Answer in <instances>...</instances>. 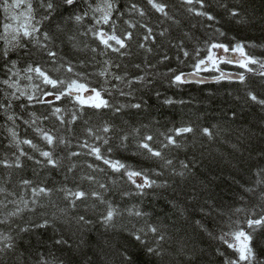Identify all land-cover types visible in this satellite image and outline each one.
<instances>
[{"label": "snow or ice", "instance_id": "obj_1", "mask_svg": "<svg viewBox=\"0 0 264 264\" xmlns=\"http://www.w3.org/2000/svg\"><path fill=\"white\" fill-rule=\"evenodd\" d=\"M146 3L156 14V25L152 24L148 11L135 0H35V5L33 0H0L4 14L0 25V114L4 123L0 128L7 133L6 147L15 148L13 158L5 157L0 165L6 169H22L26 159L41 170L62 172L65 181L71 178L75 184V187L67 184L49 187L44 181L22 179L19 194L0 185V225L5 226L0 229V264H75L72 256L81 257L79 264H181L176 259L178 255L186 258L183 264H194L196 249H189L187 241H176L169 225L159 218L153 219V213L145 206V200L159 190L182 193L183 202L169 201L179 217L232 250V255L225 256L217 249L224 257L223 264H264L261 259L264 258V163L250 165L251 175L243 183V177H232L240 189L236 194L239 201L244 204L247 198L250 207L225 210L211 189L212 181L202 178L199 172L205 156V141L208 144L227 142L230 126L240 119L239 112L232 111L223 122L211 126L191 122L173 126L160 133L162 139L149 133L141 135L140 128L126 130L115 123L116 118L128 115V110L143 111L146 102L135 93L147 89L156 76L170 73V83L177 86L193 80L203 83L200 73L211 68L219 72L214 77L217 82L231 80L218 65L234 62L246 72L255 71L264 77V60L249 55L242 42L231 47V51L239 53L235 61L217 57L213 50L222 49L227 53L229 44L211 40L204 41L207 54L200 58L198 38L184 30L181 19L171 11L174 5L167 0H146ZM180 5L192 16L209 22L207 27L219 36H226L220 27H214L219 21L208 10L212 7L210 0H180ZM217 6L237 24L250 22L243 12V0L232 7L223 2ZM165 22L167 27H161ZM173 31L180 34L173 37ZM81 38H90L92 43ZM191 41H197L192 49L197 57L192 65L194 71L185 73L173 68L167 73L151 71L171 62L170 50H175L178 64L183 63L181 57H189ZM80 54H84L83 58ZM97 64L101 65L98 70H88ZM250 65H258L259 69ZM90 77L102 78L100 86H91ZM236 79L244 84L245 74L241 72ZM118 97L125 98L124 102ZM243 101L264 113V88L259 92L248 88ZM163 103L170 105L174 101L165 98ZM38 106L46 111L38 112ZM96 116L100 117V123L90 124ZM261 120L264 122V116ZM21 124L26 126V132L32 130L34 138L20 137ZM81 125L83 136L77 132ZM236 131L237 142L231 144L233 155L244 148L242 139L250 143L254 138L251 131L242 128ZM260 133L264 135V127ZM130 137L136 149L133 155L141 157L136 165L111 155L114 149L127 150ZM59 148L64 155L57 153ZM181 152L184 159H179ZM82 156L91 157L92 162L81 164ZM258 158L264 162V147L259 149ZM246 164L249 162L241 158L239 170ZM106 170L112 173L107 183L97 176ZM85 182L90 187L85 188ZM55 193L62 194L66 207L58 208L41 222L27 221L12 227L25 211L35 212L37 206H42V199L51 201ZM117 195L119 201L115 199ZM98 205L102 210L97 214ZM80 207H83L82 213L71 214ZM241 213L244 214L242 221ZM224 217L227 221L224 226L217 225L218 232L211 228L212 222L223 221ZM125 219L129 224L135 220L136 224L129 228L123 223ZM58 224L64 232L59 231ZM97 226L103 231L93 241L90 234ZM48 228L53 231V245L61 255L50 249L45 252L39 248L21 249L26 234ZM117 231L126 233L118 245L109 235ZM65 249L71 256L63 255Z\"/></svg>", "mask_w": 264, "mask_h": 264}, {"label": "trees", "instance_id": "obj_2", "mask_svg": "<svg viewBox=\"0 0 264 264\" xmlns=\"http://www.w3.org/2000/svg\"><path fill=\"white\" fill-rule=\"evenodd\" d=\"M135 2L139 3L148 11L152 24L156 25L158 23L156 14L149 10L146 0H135ZM167 2L170 5H174L171 11L177 18L181 19L184 30L190 31L198 38L199 47L201 48L200 58H203L207 54L204 41L211 40L213 42L229 44L230 50L227 52V55L222 49L213 50L217 57L222 56L235 61L239 53L231 51V47L236 42H242L245 44V51L249 55L264 60V0H243V12L250 20L249 23L243 25L235 23L227 16L224 9L217 6L220 2H223L227 3L229 7H232L234 4H238L240 0H210L212 7L208 8V10L211 11L219 21V23L214 24V27H220L226 33V36L223 37L215 33L213 28L207 27V23L209 22L204 21L203 18H197L187 13V11L181 7L180 0H167ZM33 3L35 5V0H33ZM3 22L4 14L2 10H0V25H2ZM193 25H195V27H193ZM161 27H167V22L163 23ZM179 34L180 33L177 31L172 32L173 37ZM233 37L235 39H233ZM81 39H87L89 43H92L90 38ZM196 44L197 41L189 42L188 50L190 55L186 59L181 57V59L184 60L183 63L178 64L174 58L175 50H170L169 55L173 56L171 62L165 65H158L156 69H152L151 71L167 73L169 68L177 69V71L182 70L183 72L193 71L192 65L195 63L197 57H195L192 49ZM0 46H2V42H0ZM93 46L95 45L93 44ZM135 50V46H133V51ZM232 54L233 56H230ZM80 55L81 58H83L84 54ZM97 59L102 60L104 58L98 57ZM154 62L153 60V63ZM125 63H127V61H125ZM100 67L101 65L97 64L95 68L89 67L88 70L96 71ZM218 67L220 70L243 72L246 77L245 83L241 84L239 81L225 79L219 82H194L177 86L170 83V73L167 76H156L154 82L147 89H141V91L135 93L137 98L143 96L146 102L143 111L137 113L136 110H128V115L122 116V118H116L115 123L118 126L124 127L126 130L130 127L140 128L141 135L149 133L158 139H162L160 133L167 132V130L173 126H180L182 123L188 122L203 126H211L217 122H223L225 116H230L232 111L239 112L240 119L230 126L231 135L227 142L220 141L208 144V142L205 141V156L203 157V163L199 168V172L202 174V178L212 181L211 189L216 194L218 200L224 205L225 210H228L230 207H240L244 205L250 207L251 202L248 201L247 198L244 204H241L239 201V197L236 194L240 189L239 186L233 182L232 177L235 176L237 179L243 177V180H241L243 183L244 180H247L251 175L248 171L250 165L264 163L258 158L259 149L264 147V135L260 133V129L264 127V122L261 120L264 113H261L259 108L255 106L244 104L243 101L245 91L248 88H253L257 92L264 88V77L258 76L255 71L252 73L246 72V70L240 68L239 65L234 62H222ZM250 67H253L255 70L259 69L258 65H250ZM203 73L209 76L219 74V72L211 68ZM61 74L63 75V73ZM89 79L93 82L91 86L99 87L102 83V78L99 77H90ZM165 98L172 99L174 103L170 105L164 104L163 100ZM118 99L124 102L125 98L118 97ZM62 103L66 104L67 102L65 101ZM36 110L38 112L46 111V109L39 106ZM25 118H27V116H25ZM104 118L106 119L107 117ZM124 120L129 123L123 124ZM3 123L4 118L3 115L0 114V125ZM45 123L49 127L52 126L49 122ZM89 123L98 125L100 123V117H93ZM142 124L147 127H141ZM25 127L26 126L21 124V127L18 129L20 137L23 138L28 136L29 138H34L32 130L28 129L26 132ZM82 128L83 125L77 130L80 136H83ZM238 128L251 131L254 138L250 143L244 142L242 139L241 142L244 143V148L233 155L231 144L237 142L238 132L236 129ZM6 135L7 133L4 129L0 128V160H3L5 157L11 160L15 152V148L6 147ZM131 141L132 138L130 137V145L127 150L114 149L111 154L112 157L120 159L130 165L138 164L141 157L133 155L136 149L135 144ZM89 142L94 143V141L91 140ZM24 147L26 151H29L27 146ZM41 147H43V144H41ZM57 153L59 155H64L62 148L57 149ZM184 158V153H179V159ZM241 158L248 161L249 164H246L242 170H239ZM84 161L92 162V158L82 156L80 158V163L83 164ZM23 163L24 167L22 169H6L0 165V185H6L9 190L16 191L18 194L21 192L20 181L22 179H30L37 183L44 181L49 187L60 186L62 184H67L68 187H75L72 179L69 178V180L65 181L60 171L53 170L49 172L47 169L41 170L39 166L26 159L23 160ZM101 167L105 166L101 164ZM85 171H87V169H85ZM97 176L107 183L112 173L106 170L105 173H97ZM83 186L85 188L90 187L87 182H85ZM124 188L127 189V186L125 185ZM109 198H111V193L109 194ZM115 199L119 201V195H117ZM183 199L184 196L179 191L173 193L171 190H159L157 194L145 200V206L148 211L153 213V219L159 218L169 225V232L176 241H187L189 249L193 247L196 249L197 255L194 257V264H223L224 257L219 254L217 249L219 248L220 251H223L225 256L232 255V250L222 246L218 240L210 238L206 233H201L196 230L190 221L186 223L179 217L169 201L175 200L183 202ZM130 202L134 203L135 201L132 200ZM91 203L92 201H89V204ZM40 204L42 206H37L35 212L25 211L22 218L15 219L12 227L15 228L17 224L23 225L27 221L41 222L45 216L50 218L51 214L57 212L58 208L66 207V202L61 193H55L51 197V201L42 199ZM53 204L56 206L54 207ZM100 210H102V206L98 205L97 214ZM256 211H260L259 207L256 208ZM77 212L82 213L83 207L78 208L71 214L75 215ZM231 214L232 213L229 212V215ZM93 218H95V216H93ZM236 218V216H233V219ZM243 218L244 214H239V219H241V221ZM225 221H227V217H224L223 221L217 219L211 223V228L216 229L218 232L217 225L224 226ZM123 223L131 228L133 224H136V221L133 220L132 223L129 224L127 219H125ZM4 228L5 226L0 225V229ZM57 228L60 232L65 231L59 224ZM225 230L227 229L225 228ZM102 231L103 229L97 226V229L90 234L92 240L95 241L98 238L99 232ZM109 235L113 238V243L118 245L123 241L126 233L117 231L109 233ZM52 237L53 231L51 228L36 229L31 234H26L24 236L23 242H21V249L28 248L34 250L39 248L41 252L50 249L57 255H61L53 245ZM56 238H59V233H57ZM176 246L178 247L179 245L177 244ZM63 255L65 257L71 256L67 249L64 250ZM71 258L74 260L75 264H79L81 259L80 256H72ZM176 259L183 264L186 258L178 255Z\"/></svg>", "mask_w": 264, "mask_h": 264}, {"label": "water", "instance_id": "obj_3", "mask_svg": "<svg viewBox=\"0 0 264 264\" xmlns=\"http://www.w3.org/2000/svg\"><path fill=\"white\" fill-rule=\"evenodd\" d=\"M194 71V70H193ZM190 72H192V71H187V72H185V73H190ZM223 72H225V73H227V74H229L231 77H232V79L231 80H235V81H238L237 79H236V77L240 74V72H237V71H223ZM216 76H218V75H216ZM216 76H209V75H206V74H204V73H200V75H199V78L200 79H203V83H211V82H217L215 79H214V77H216ZM228 80V79H227ZM194 82H196L195 80H193V81H191V82H189V83H194Z\"/></svg>", "mask_w": 264, "mask_h": 264}, {"label": "rangeland", "instance_id": "obj_4", "mask_svg": "<svg viewBox=\"0 0 264 264\" xmlns=\"http://www.w3.org/2000/svg\"><path fill=\"white\" fill-rule=\"evenodd\" d=\"M226 55H227V53H225ZM230 56H233V54L232 55H230ZM85 95H87V94H85Z\"/></svg>", "mask_w": 264, "mask_h": 264}]
</instances>
